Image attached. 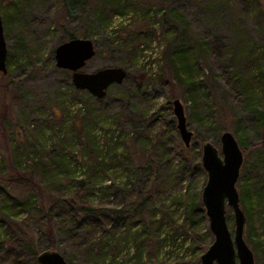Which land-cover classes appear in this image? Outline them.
Instances as JSON below:
<instances>
[{
    "label": "rangeland",
    "instance_id": "obj_1",
    "mask_svg": "<svg viewBox=\"0 0 264 264\" xmlns=\"http://www.w3.org/2000/svg\"><path fill=\"white\" fill-rule=\"evenodd\" d=\"M13 1L0 0V14L4 23V32L8 34L6 42L8 44L18 42L19 44L10 49L11 65L7 73L2 74L0 72V119L2 113L5 112L4 121L8 131V133L5 132L7 137L4 139L0 124L1 174H5V171L9 172V167L15 166V159L22 157L21 153L34 151L29 146H17V143L26 142L28 137V127L25 124L22 125V122H31L32 128H34L33 125L43 126L47 129L45 138L60 134L62 139L59 142H64V145L69 146L70 141H72V134H74L70 126L74 128L73 123H79L80 114L89 108L102 110L104 114L110 110L114 112L122 110L123 113H130L131 111L135 113L138 111L136 114L144 113L145 120L141 121V118H135L141 123L134 131L140 135L146 128L153 132H165L167 145L172 146V141L176 138L178 131L171 102L174 98H178L183 104L187 128L193 133L188 147L190 150L188 156L190 167L196 162L201 164L200 143L202 140H209L219 147L221 133L224 130H229L236 136L244 156L236 184L241 207L244 209L243 194L245 188H248L253 198L259 191L264 194L262 191V188L264 189V135L261 128L264 118L262 119L263 122H260V118L264 117V107H257L258 110L255 113H245L246 110L243 111L242 108H232L228 102L227 86H222L224 83L219 85L211 81V83H207L203 76L200 87H203L204 92L200 90L191 91L179 78L171 63L167 60L162 61L161 50L164 44L160 28V11L162 8L153 4L154 0H150L151 2L149 0H89V5L84 13L75 10L71 11L72 16L66 15L60 0H16V5L11 3ZM115 2L121 3L119 9L118 6H113ZM166 2L170 7L190 14L192 31H198L202 37L207 36L210 28L203 23V17L197 9V2L193 0H166ZM14 8H17L15 12ZM219 11L221 15L219 23L212 32L217 34V39L223 45L224 51L227 50L231 55L234 52L236 55L238 54L237 50L234 49L237 48L241 39L244 37L249 39L253 47L251 49L253 54L242 58L240 70L254 78L253 82L259 90L258 93L264 99V42L259 37V21L256 22L251 18V23L246 14L242 15L244 8L241 3L234 4L226 10L220 7ZM238 19L240 22L238 29L244 34L240 36L232 32H236V29L231 24L232 21L237 22ZM139 20L143 22L146 20L149 26L148 30L140 28ZM241 24L246 25L248 30H245L243 25L240 26ZM132 30L141 32L140 36L138 32L133 34L136 35L135 40H138L136 38L139 36V41L142 42H139V45L137 42L131 44L126 40L127 34L133 32ZM70 33H74L77 37L91 39L95 46V55L86 62L81 70L94 72L103 67L119 66L127 71L128 76L124 81L121 84L110 85L103 98L99 99L85 90L76 89L72 84L71 72L55 66L53 51L58 44L68 40ZM22 36L25 37L26 45L21 39ZM129 40H131L130 37ZM133 47L136 48L135 51H133ZM258 50L260 54L256 52ZM197 57L198 64L204 66L203 53L198 54ZM204 72L209 74L207 66L204 67ZM146 76L150 79H147ZM127 92L130 93L131 97L122 104L121 99L118 98ZM58 95L60 96L58 97ZM172 120H175V125H168V122ZM124 121L123 129L131 131L132 125L129 122L132 121L127 118ZM101 126L93 127L96 140L101 136V133L106 134V131L110 129L107 126L100 129ZM48 129L51 130V134ZM109 133L110 135H106L111 137L112 132L110 130ZM9 140H15V146L8 144L7 141ZM48 143L51 145V142ZM81 149L80 144L74 145L71 148L73 155L69 158L74 161L72 168H76V175L84 178L87 160L83 155L85 151ZM57 150H61L60 146H57ZM75 153L77 156H74ZM75 157L79 160L76 161ZM112 172L110 169L98 178L103 183L100 185L101 191L98 192L96 198H93L95 205L97 204L96 199L99 200L102 195L105 196L104 205L109 206L114 203L115 197L111 193V189L108 188L109 178L115 177L116 174L119 175L118 172ZM203 181L205 182V175ZM3 185L4 183L0 180V189H4ZM178 188L177 184L174 186L172 183L167 192L156 200L155 206L164 203L170 209L176 210L171 206L170 201ZM11 191L22 198L28 195L27 191L17 188L11 189ZM104 192H107V195L102 194ZM44 200L48 203L46 198ZM255 208L262 213L261 231L264 232V208L260 206H255ZM32 211L33 217L27 212H22L18 219V227L12 228V230L18 232L19 228H22V230L27 231L32 235L35 246L40 251L46 247L48 239L42 233V227L39 226L40 211L42 210L38 206L36 210ZM66 215L68 216L65 218V222L74 227L72 230L75 231L74 233L77 234L78 238L66 234V232L56 233L55 248L67 261H69L71 253H74V250H77L80 245L93 247L105 243L106 247L103 251L108 252L109 246H107L106 240L109 238L108 245L111 243L116 246L118 242L120 244L115 263L107 261L108 257H106L103 262L94 261L86 264H131V258L136 254V246L130 244L127 247L125 245L124 226L121 225L116 229L109 223L90 221L92 225L87 231L74 226L80 222V218L74 217L70 213H66ZM177 215L179 216L178 213L174 215L177 220L175 223L180 221ZM23 218H28L26 224H21L20 220ZM226 221L228 228L232 231L234 224L232 211L229 207H226ZM2 224L0 222V242L6 239L5 226ZM165 226L166 224L163 225V227ZM156 230L155 226L152 227L151 234H154ZM114 232H116L115 238L110 239ZM168 232L166 234V230L162 229L161 234L171 236L175 233ZM244 238L250 246L247 217ZM185 239V241L177 239L172 247H160L155 259L165 260V264H180L177 259L188 260V263L181 264H195L189 261L188 237ZM77 242H79V246ZM153 242L152 248L155 256L156 242L154 239ZM165 250L170 252L169 257H166ZM111 253L109 259L115 255V251ZM91 254L95 255L98 260L103 258L101 253L91 252ZM255 256L256 264H262L260 260L258 261L260 257Z\"/></svg>",
    "mask_w": 264,
    "mask_h": 264
},
{
    "label": "trees",
    "instance_id": "obj_2",
    "mask_svg": "<svg viewBox=\"0 0 264 264\" xmlns=\"http://www.w3.org/2000/svg\"><path fill=\"white\" fill-rule=\"evenodd\" d=\"M193 1L197 2V9L203 17V23L210 28L206 37H202L198 31H192L190 14L170 7L166 0H154L153 4L162 8L160 11V28L164 43L161 50L162 61L167 60L171 63L179 78L191 91L204 92L203 87H200L203 76L207 83L213 82L219 85L224 83L222 86H227L228 102L232 108H242L243 111L246 110L245 113L257 112V107H264V99L258 93L259 90L253 82L254 78L240 70L242 58L253 54L252 44L247 37H244L234 49L238 54L236 55L234 52L231 55L227 50L224 51L223 45L217 39V34L212 31L219 23L220 7L226 10L234 4L241 3L244 8L242 15L246 14L251 23V18L256 22L259 21L260 30H256L264 42V0ZM149 2L151 1L149 0ZM11 3L16 5V0ZM60 3H62L66 15L72 16L71 11L77 10L84 13L89 5V0H60ZM113 6H118L119 9L121 3L115 2ZM16 9L14 8V12ZM231 24L236 29V32L231 30L235 35H244L238 29L239 19L237 22L232 21ZM139 25L140 28L148 30L149 26L146 20L140 21ZM242 25L245 30H248L246 25L241 24L240 26ZM135 32H138L140 36L141 32L134 30L127 34L126 40L131 44L137 42L139 45V42H142L139 41V36L136 38L138 40L134 39ZM4 34L7 40L8 34L5 32ZM74 37L77 36L70 33L68 39ZM21 39L26 45L25 37L22 36ZM18 45V42L7 43V71L11 65L10 49ZM135 50L136 48L133 47V51ZM256 52L260 54L259 50ZM200 53H203L204 66L199 65L197 61V56ZM206 66L209 74L204 72ZM146 78L150 79L147 76ZM130 97V93L127 92L118 99H121L124 104ZM136 113L110 110L104 114L102 110L89 108L80 114L79 123H73L74 128L69 125L74 132L69 146L64 145V142H59L62 139L60 134L45 138L47 129L43 126L33 125L34 128H32L31 122H22V125L25 124L28 127V137L26 142L17 143V146H29L34 151L21 153L22 157L15 159V166L9 167V172L5 171V174L0 172V180L4 183V189H0V222L4 224L6 230L5 241L0 242V251H2L0 264H38L35 257L39 251L32 235L22 228H19L18 232L12 230V228L18 227V219L22 212H27L33 217L32 210H36L38 206L42 210L40 211L39 226L42 227V233L48 239L45 248H55L56 233L66 232V234L78 238L75 231L72 230L74 227L65 222V218L68 216L65 214L70 213L74 217L80 218V222L74 225L78 229L83 228L89 231V227L92 225L90 221L109 223L116 229L121 225L124 226L125 245L127 247L130 244L136 246H134L136 254L132 255L131 264H165V260L155 259L159 248L172 247L177 239L185 241V237H188L189 261L199 264L200 253L212 241V235L206 225L205 213L200 202L205 173L200 162H196L190 167V158L188 157L190 150L184 146L177 132L172 146L167 145L165 132H153L149 128L143 130L141 135L135 132L138 124L145 120L144 113ZM1 117L2 135L6 139L5 132L8 133V131L4 121L5 112ZM125 118L132 121L129 122L132 125L131 131L123 129ZM135 118H141V121L135 120ZM263 118H260V122H263ZM100 125H102L100 129L106 126L110 128L112 136H107L110 135L108 130L106 131L107 135L101 133V136L96 140L93 127ZM168 125L174 126L175 120L169 121ZM261 128L264 135V122ZM48 131L51 134V130L48 129ZM261 140L263 142V139ZM7 142L11 146H15L16 141L9 140ZM48 142H51V145ZM79 144L82 146L81 150L85 151L83 155L87 160L84 178L76 175V168H72L74 161L69 158L73 155L71 148ZM57 146H60L61 150H57ZM74 156L77 154L75 153ZM75 160L79 159L75 157ZM110 169L113 171L112 173L118 172L119 175L116 174L115 177L109 178L108 188L111 189V193L115 197L114 203L109 206L104 205L105 196L102 195V198L96 199L97 204L95 205L93 198L99 194L98 192L102 189L100 185L103 183L98 178ZM172 183L174 186L175 184L179 186L170 201L171 206L176 210L170 209L164 203L155 206L156 200L167 192ZM245 185L247 186V184ZM14 188L25 190L28 195L24 198L19 197L11 191ZM262 191H264L263 188ZM102 194L107 195V192ZM255 198L250 195L248 188L244 189L243 210L248 221L250 248L254 254L255 264L257 262L255 255L259 256L258 261L260 260L264 264V232L261 231L263 218L262 213L255 208V206L264 208V194L259 191ZM176 213L179 214V216L177 215L180 220L178 223H175L174 215ZM20 221L21 224H26L28 218H23ZM165 224L166 226L163 227ZM154 226L157 230L151 234V228ZM162 229L166 230V234L169 233L168 231L175 233L171 236H163ZM115 236L116 232L111 235L110 239H114ZM153 239L156 242L155 256L152 248ZM108 240L109 238L106 240L107 246H109L108 252L103 251L106 247L105 243L100 246L86 247L77 242L80 246L74 250V253H71L67 262L69 264L103 262L108 257L107 261L115 263L120 244L118 242L116 246L111 243L108 245ZM112 251H115V255L109 259ZM91 252L101 253L103 258L98 260ZM165 254L166 257H169L170 252L165 250ZM187 261L177 259L180 264L188 263Z\"/></svg>",
    "mask_w": 264,
    "mask_h": 264
},
{
    "label": "water",
    "instance_id": "obj_3",
    "mask_svg": "<svg viewBox=\"0 0 264 264\" xmlns=\"http://www.w3.org/2000/svg\"><path fill=\"white\" fill-rule=\"evenodd\" d=\"M55 66L71 72V80L78 90H85L96 98H103L112 84H121L127 71L119 66H108L94 72L81 70L95 55L93 41L86 37L70 38L58 44L54 51ZM7 42L0 14V72L7 73ZM178 135L185 147H189L193 133L187 128L183 104L178 98L171 102ZM220 146L202 140L201 166L205 182L201 189L200 202L207 227L212 235L208 247L200 253L199 264H255L252 249L244 238L246 214L240 205L236 184L243 164V150L234 135L224 130L220 135ZM226 207L232 211L233 230L228 228ZM38 264H69L55 248L37 252Z\"/></svg>",
    "mask_w": 264,
    "mask_h": 264
}]
</instances>
